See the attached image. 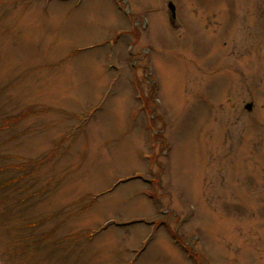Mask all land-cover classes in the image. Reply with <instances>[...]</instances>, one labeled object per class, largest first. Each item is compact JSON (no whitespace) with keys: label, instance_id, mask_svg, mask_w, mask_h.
<instances>
[{"label":"rangeland","instance_id":"374dc122","mask_svg":"<svg viewBox=\"0 0 264 264\" xmlns=\"http://www.w3.org/2000/svg\"><path fill=\"white\" fill-rule=\"evenodd\" d=\"M0 264H264V0H0Z\"/></svg>","mask_w":264,"mask_h":264},{"label":"water","instance_id":"95a60500","mask_svg":"<svg viewBox=\"0 0 264 264\" xmlns=\"http://www.w3.org/2000/svg\"><path fill=\"white\" fill-rule=\"evenodd\" d=\"M169 10L171 12V18L175 19V10L172 4H169ZM247 110H251V105L247 106Z\"/></svg>","mask_w":264,"mask_h":264},{"label":"trees","instance_id":"16d2710c","mask_svg":"<svg viewBox=\"0 0 264 264\" xmlns=\"http://www.w3.org/2000/svg\"><path fill=\"white\" fill-rule=\"evenodd\" d=\"M25 168V167H24ZM24 168H23V170H24ZM21 169V168H20Z\"/></svg>","mask_w":264,"mask_h":264}]
</instances>
